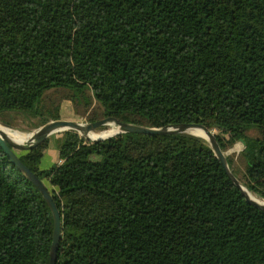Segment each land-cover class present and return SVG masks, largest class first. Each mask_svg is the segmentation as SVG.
Returning <instances> with one entry per match:
<instances>
[{
	"label": "trees",
	"instance_id": "trees-1",
	"mask_svg": "<svg viewBox=\"0 0 264 264\" xmlns=\"http://www.w3.org/2000/svg\"><path fill=\"white\" fill-rule=\"evenodd\" d=\"M53 88L98 101L89 121L200 122L224 152L242 140L243 176L228 163L264 200V0H0V119L65 118ZM50 139L14 151L59 207L56 264H264V209L206 137L123 131L92 152L71 128L43 166ZM53 231L0 143V264H49Z\"/></svg>",
	"mask_w": 264,
	"mask_h": 264
},
{
	"label": "water",
	"instance_id": "water-1",
	"mask_svg": "<svg viewBox=\"0 0 264 264\" xmlns=\"http://www.w3.org/2000/svg\"><path fill=\"white\" fill-rule=\"evenodd\" d=\"M0 122L5 126L11 127L8 123L2 120ZM111 122L116 123L117 126L119 127V129L116 132L112 134H108L107 136H102L98 138H95L89 135L90 131L98 128L99 126L103 124H108ZM71 128L79 131L86 138L93 139V140L104 139L106 137L114 135L115 133L123 132V131L162 134V133H173V132H188L189 129L202 128L206 133V136L204 137H206L210 141L216 155L220 159L228 175L233 179V181L238 186H240L246 198L251 203L264 209V202L256 200L255 198L250 196L248 190L241 183L240 179L235 175V173L233 172L232 168L230 167L228 163L226 152L222 150L217 140V137L214 133V130L204 123L180 122V123H174V124L165 125V126H149V125L140 124V123L122 121L114 115H107L97 120L85 121V122L78 121V120H72V119H66V118H59V119H52L44 123L35 132H33L32 135L28 139H22V140L12 139L8 137L4 133V131H2V129L0 128V143L2 147L4 148L5 152L11 157L12 162L16 164L17 167L37 185V187L43 193L44 198L48 202L53 212L54 231H53V239H52L51 249H50V263L49 264H56V261H57V251H58V245H59L61 229H62L61 213H60L59 207L47 183L44 180H42L30 167H28V165H26L21 160V158L14 151V149L32 148L42 143L53 132L60 131L63 129H71Z\"/></svg>",
	"mask_w": 264,
	"mask_h": 264
},
{
	"label": "rangeland",
	"instance_id": "rangeland-1",
	"mask_svg": "<svg viewBox=\"0 0 264 264\" xmlns=\"http://www.w3.org/2000/svg\"><path fill=\"white\" fill-rule=\"evenodd\" d=\"M67 94V89L65 88H53L51 90L48 91L46 98L48 100V102H55L56 104H62L63 103V114L65 116L66 119H72V120H78V121H89V116H91L92 114H94V111L96 112H100L101 110V106L99 104L98 101H96L95 99L93 100V102L91 103V106L88 107L86 110H84V108H86V104H84V106L81 104L80 107H77V104H75V102H73L72 100H69V98H65ZM9 118L13 123L9 124L12 128L17 129L20 133H22L24 135V139H28L33 132H35L40 126H36L35 123H37V120H28L26 118H24L22 115H11ZM1 121V119H0ZM117 124L114 122L108 123L105 125V127H98L92 131H96L98 133H100V135L106 133L107 131L110 130H117ZM66 129L60 130V131H56L53 132L50 135V138L52 139V141H55V137L56 135H62V133L65 131ZM190 131V132H189ZM214 131H216V129H214ZM205 132V131H204ZM80 133V132H79ZM188 133H194L192 132L191 129L188 130ZM81 134V133H80ZM198 134V133H195ZM249 134H255L254 130L249 131ZM83 135V134H81ZM198 135H202V136H206V134H198ZM107 136V135H104ZM93 140V139H90ZM85 140L83 141L82 145L92 151L95 152L98 149H100L102 147V141L99 140ZM245 143L242 140H238L236 141L232 146H230L227 150L226 153H230L231 155H233L234 157V165L235 168L237 170V173L240 176H243L244 171H245V161L244 158L241 154L242 149L244 148ZM52 146H50L47 151H49V149H51ZM48 155L44 161V165L47 166L49 164V161L51 160L52 154L49 152ZM253 195H255L259 201H264L261 198H259V196L250 191Z\"/></svg>",
	"mask_w": 264,
	"mask_h": 264
},
{
	"label": "bare ground",
	"instance_id": "bare-ground-1",
	"mask_svg": "<svg viewBox=\"0 0 264 264\" xmlns=\"http://www.w3.org/2000/svg\"><path fill=\"white\" fill-rule=\"evenodd\" d=\"M0 128L2 129V131H4V133L12 138V139H18V140H22L24 139V135L22 133H20L17 129H14L12 127H9V126H5L3 125L1 122H0ZM119 129V127H117V130ZM116 129L114 130H110V131H107L106 133L100 135V133L96 132V131H90L89 132V135L92 136V137H95V138H98V137H102L104 135H108V134H112L114 132L117 131ZM192 132L194 133H198V134H206L204 132V130L202 128H193L191 129ZM190 132V131H189ZM245 186V185H244ZM245 188L248 190L250 196H252L253 198H255L256 200H259L255 195H253L250 190L245 186ZM261 198V197H259ZM261 202H264V201H261Z\"/></svg>",
	"mask_w": 264,
	"mask_h": 264
},
{
	"label": "crops",
	"instance_id": "crops-1",
	"mask_svg": "<svg viewBox=\"0 0 264 264\" xmlns=\"http://www.w3.org/2000/svg\"><path fill=\"white\" fill-rule=\"evenodd\" d=\"M55 139V138H54ZM50 146H52V148L51 149H49V151H47V153H46V157L48 156V155H50L49 154V152L52 154V157H51V160L49 161V164L51 163V162H53L55 159H56V157H57V151H56V145H55V141H52V139H50ZM49 146V147H50ZM51 156V155H50ZM46 157H45V159H46ZM45 159H44V161H45ZM44 161H43V166H45L44 165ZM48 164V165H49ZM47 165V166H48Z\"/></svg>",
	"mask_w": 264,
	"mask_h": 264
}]
</instances>
